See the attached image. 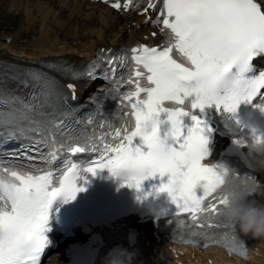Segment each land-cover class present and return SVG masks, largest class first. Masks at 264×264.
I'll return each instance as SVG.
<instances>
[{
	"label": "snow or ice",
	"instance_id": "1",
	"mask_svg": "<svg viewBox=\"0 0 264 264\" xmlns=\"http://www.w3.org/2000/svg\"><path fill=\"white\" fill-rule=\"evenodd\" d=\"M112 3L117 9L130 8L137 0ZM137 6L142 12L157 11L146 22L159 25L163 35L159 42L136 41L122 50L121 57L102 56L119 91L120 107L127 111L115 113L121 120L119 126L112 114L105 118L109 132H101L99 141L86 128L67 135V143L56 135L64 127L60 116L66 101L77 95L75 83L64 85L38 72L34 78L44 85L40 103L35 97L29 101L0 93V137H28L31 143L22 147L41 154L33 157L24 151L20 155L47 163L46 168H27L0 160V177L9 181L0 188V264H41L52 201L62 192L74 198L82 187L77 180L86 181L88 174L102 169L115 177L119 170L129 169L130 176L120 182L138 193L145 179L168 173L166 183L154 184L138 199L153 190L167 191L174 208L170 213L161 209L158 216L173 215L178 228L187 229L189 242H222L230 250L245 251L235 223L221 212L225 197L219 191L222 181L217 166L222 161L206 162L211 154L205 110L214 108L232 126L236 145L243 146L250 139L264 141V130L238 115L241 101L264 113V95H259L264 90V70L253 77L245 75L253 67L252 58L264 52V0H144ZM128 53L127 77L115 79ZM100 60L97 57L83 72L73 70V74L98 75L95 69L101 66ZM121 82L130 86L120 89ZM186 117L192 121L190 126ZM85 119L91 123L93 117ZM97 143H102L100 156L86 168L73 163L71 157L67 170L52 167L65 149L68 153L96 151ZM41 145L49 150L43 152ZM232 170L245 180L258 181L251 171Z\"/></svg>",
	"mask_w": 264,
	"mask_h": 264
},
{
	"label": "clouds",
	"instance_id": "2",
	"mask_svg": "<svg viewBox=\"0 0 264 264\" xmlns=\"http://www.w3.org/2000/svg\"><path fill=\"white\" fill-rule=\"evenodd\" d=\"M238 148L241 158L253 169H264V141L250 139L247 144L238 145ZM217 171L222 181L219 191L225 197L221 207L224 218L234 222L242 234L264 239V199L253 197V194L256 197L264 196V186L259 181L245 180L237 176L226 162H221ZM130 174L129 169H121L116 177L123 181ZM8 183L7 178L0 177V188ZM137 255V250L116 245L106 253L102 264H134Z\"/></svg>",
	"mask_w": 264,
	"mask_h": 264
},
{
	"label": "bare ground",
	"instance_id": "3",
	"mask_svg": "<svg viewBox=\"0 0 264 264\" xmlns=\"http://www.w3.org/2000/svg\"><path fill=\"white\" fill-rule=\"evenodd\" d=\"M58 0H50L52 3H56ZM32 0H27L25 2V7H26V14H27V22H30V14H28V10L32 7L38 6L37 1L35 4L31 3ZM68 0H62L59 2L58 6L61 7V9L65 8L66 3ZM21 5V3H20ZM72 10V13L75 14H81L83 17L85 16L87 19L91 18V16L87 15L85 13L84 8H82L81 4H78L77 6H71L70 7ZM42 12V11H41ZM43 18H44V23H47L49 18L52 16V10H46L45 12H42ZM64 17V15H62ZM74 18V16H73ZM63 20H59V25H61ZM90 24H93L94 22H89ZM88 36H90V39L85 42H90L91 45L93 46H101L106 42V34L104 30H88L86 32ZM63 38H68L65 35H53L52 31L49 30V27H45V25L40 26V35L39 38L40 40L38 43H36L37 49L32 51L30 53L31 57L30 59L38 60V59H43L46 58L47 56H64L66 59H69L71 62H79L82 58L85 57L86 53V48L85 44H78L77 46H72L68 42L65 45H58V42L61 40L60 37ZM119 37V35H118ZM1 49H6L11 52H16L20 48H14L12 44H7L6 41H0V50ZM23 49V48H21ZM146 228V227H145ZM260 253L257 255L252 256L251 261L249 264H264V239L260 241ZM259 247V246H258ZM215 263L217 264H232V261L229 260L223 252L221 251H216L215 256L213 257ZM238 262L239 259H236Z\"/></svg>",
	"mask_w": 264,
	"mask_h": 264
},
{
	"label": "rangeland",
	"instance_id": "4",
	"mask_svg": "<svg viewBox=\"0 0 264 264\" xmlns=\"http://www.w3.org/2000/svg\"><path fill=\"white\" fill-rule=\"evenodd\" d=\"M38 1H40V0H38ZM6 17H4L3 16V14L1 13V11H0V23H1V25H0V29L2 28V27H9L10 26V24H9V22H7L6 21V19H5ZM79 22H76V26H78L77 24H78ZM81 33H83L82 31H81ZM69 39V37L68 38H63V41L62 42H58V45H65L66 43H67V40ZM40 40V38H39V36H38V38L35 40V42L33 43V45H35L36 43H38V41ZM74 41H77V40H74Z\"/></svg>",
	"mask_w": 264,
	"mask_h": 264
}]
</instances>
